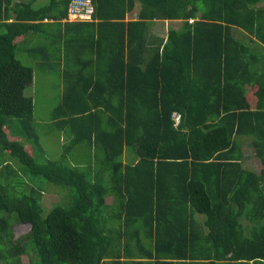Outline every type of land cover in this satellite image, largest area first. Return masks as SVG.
<instances>
[{"label":"trees","instance_id":"trees-1","mask_svg":"<svg viewBox=\"0 0 264 264\" xmlns=\"http://www.w3.org/2000/svg\"><path fill=\"white\" fill-rule=\"evenodd\" d=\"M71 1L0 0V264H264L262 0ZM34 66L63 83L60 159Z\"/></svg>","mask_w":264,"mask_h":264},{"label":"rangeland","instance_id":"rangeland-1","mask_svg":"<svg viewBox=\"0 0 264 264\" xmlns=\"http://www.w3.org/2000/svg\"><path fill=\"white\" fill-rule=\"evenodd\" d=\"M156 25L157 32L160 34H165L166 29L168 27H172L170 23L165 22H159ZM177 25V24H176ZM154 28H151V31H153ZM19 58L22 60L25 64H30L31 60L29 59V56H21L19 54ZM25 93L28 95H32L34 97V118L37 124L38 132L40 135V144L42 148L50 155L51 158H57L60 159L58 154L61 152V145L67 144V135L59 131L57 129L51 128L49 123V113L52 107H54L60 100L61 92H60V85L59 80L55 74H47V76H44L39 69L34 66V81L32 85H29ZM243 143V142H242ZM243 150H245L247 157L244 160V165L249 168H256L258 169L259 163L256 160L255 155H252V149L248 145L247 142L243 144ZM78 152L77 155L84 159L85 157L89 156V151L87 149V146L84 145V148L81 152V150L76 148V151ZM78 157V158H79ZM26 176V175H24ZM48 191L57 188L55 184L46 183L44 185ZM47 192L44 193L45 195V203L47 205L51 204L52 202L56 201L59 195H49ZM59 199V198H58ZM108 202H111V198H107ZM26 226H16L14 227L15 234H18L19 232H22V228H25ZM26 261V259H24Z\"/></svg>","mask_w":264,"mask_h":264},{"label":"built area","instance_id":"built-area-1","mask_svg":"<svg viewBox=\"0 0 264 264\" xmlns=\"http://www.w3.org/2000/svg\"><path fill=\"white\" fill-rule=\"evenodd\" d=\"M94 6L91 0H72L68 7L69 20H87L92 18ZM179 119V115H176Z\"/></svg>","mask_w":264,"mask_h":264},{"label":"crops","instance_id":"crops-1","mask_svg":"<svg viewBox=\"0 0 264 264\" xmlns=\"http://www.w3.org/2000/svg\"><path fill=\"white\" fill-rule=\"evenodd\" d=\"M18 1V0H17ZM46 2V0H37V2H36V5H40V4H44ZM260 5H263L264 6V0H262L260 3H259ZM138 11V3L136 4V6L134 7V10L133 11H131L130 13H128L127 14V19H131V18H133L134 17V15L136 14V12ZM193 19H190L189 21H192ZM159 22H165V23H170L171 25H173L172 27H177L178 25H179V20H164V21H162V20H158V21H156V23L151 27V28H154V34H156V35H158V36H162V37H165L166 36V34H167V30H168V28L166 29V33L165 34H159L157 31V27H156V25H158L157 23H159ZM177 24V25H176ZM234 33H235V36L238 38L239 37V35L241 34L240 32H239V30H234ZM24 41V40H23ZM24 45H30V42L28 41V42H25L24 43ZM62 80H60L59 81V85H60V92H61V94H62ZM253 170H255V169H253ZM256 171H258V170H256Z\"/></svg>","mask_w":264,"mask_h":264}]
</instances>
